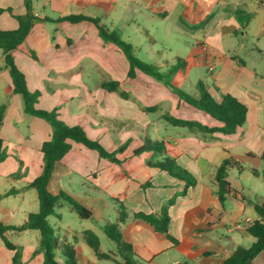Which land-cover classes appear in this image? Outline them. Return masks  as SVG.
Listing matches in <instances>:
<instances>
[{"label": "crops", "instance_id": "0c3cea01", "mask_svg": "<svg viewBox=\"0 0 264 264\" xmlns=\"http://www.w3.org/2000/svg\"><path fill=\"white\" fill-rule=\"evenodd\" d=\"M117 1L32 0L37 19L24 42L12 52L15 64L26 77L28 90L40 93L36 108L57 111L62 122L83 128L90 139L100 142L118 160L101 157L97 151L72 141L71 150L55 166L49 191L68 194L89 209L94 220L95 211L101 210V220L106 224L119 223L124 241L133 246L138 256L136 264H222L239 246L252 245L254 238L248 233V227L258 219L252 202L264 201V197L256 195L257 188L254 191L252 184L245 186L242 182L246 177L262 184L258 167L264 169L261 159L264 68L252 66L240 56V50L252 38L256 44L249 52L251 61L255 65L264 60V3L257 0H145L147 5L140 6L138 11L142 18L150 13L167 16L166 8L156 5L171 1L173 9L175 3L180 2L182 8L176 6L174 10L183 11L185 19L200 17L202 23L207 20L198 28L195 23L185 24L199 32L198 50L205 56L211 78L207 87L216 99H220L218 89L232 94L248 107L246 124L232 135H223L166 122L164 115L168 114L209 127L222 126L141 71L130 78L126 55L114 43L104 41L94 23L41 20L84 15L97 18L100 25L107 27L110 14L118 11ZM213 7L218 11L208 14V9ZM26 13L25 0H0V30L18 29L16 16ZM248 15L251 18L244 26ZM204 17L205 21L201 20ZM226 20L232 23L225 24ZM235 39H238L239 52H232ZM188 73L179 71L177 74ZM109 81L119 83L117 91L103 88L102 84ZM198 95L199 92L196 97ZM1 106H5L0 126L5 159L0 164V223L19 226L27 221L30 213L39 211L38 194L30 184L42 172L41 148L50 140L52 128L44 119L25 113L22 96L14 92L0 49ZM163 127L173 128V131L161 135ZM176 128L184 130L175 131ZM146 140L162 142L165 152L135 154ZM124 145L125 149L119 151ZM166 157L176 159L196 177V186L189 188L186 195H182L184 182L149 164ZM226 158H233L241 169H229L232 193L221 202L213 183L218 166ZM18 173L20 175L16 176ZM11 197L17 203L8 201ZM174 198L176 201L169 209L168 230L178 240L177 244L148 222L135 218L138 213L160 215L163 206ZM119 204L124 205L128 213L125 222H119ZM65 207L58 209L60 218L55 217L62 222L58 234L61 242L74 244L79 264H123L115 245L106 248L102 244L100 233L105 234L106 224L94 223L78 214L77 223L67 220ZM111 212L115 213L113 221L108 215ZM86 230L96 233L100 250L112 253L111 259L96 256L86 242ZM13 232L16 231H7L6 237ZM17 233L25 235L23 242H13L22 249L24 264H43L42 253L34 254L39 247V231ZM13 254L0 241V264H12ZM57 259L64 264L60 250ZM252 264H264V252Z\"/></svg>", "mask_w": 264, "mask_h": 264}, {"label": "trees", "instance_id": "16d2710c", "mask_svg": "<svg viewBox=\"0 0 264 264\" xmlns=\"http://www.w3.org/2000/svg\"><path fill=\"white\" fill-rule=\"evenodd\" d=\"M257 1L259 3H264V0ZM25 5L27 13L24 16H16L19 21V28L12 31L0 30V49L4 55L5 67L9 71L14 92L22 96L25 113L47 121L52 128V134L50 140L44 142L41 148L43 153L42 172L30 184V186L37 191L40 204L39 211L36 213H30L27 217V221L19 226L3 225L0 223V241L4 247L14 253L12 264H24L22 261V249L10 241L5 233L7 231L23 232L26 230H36L40 233V242L39 247L34 254L42 253L43 264H61L57 259L58 250L61 251L64 264H79L77 250L74 244L60 241L59 234L51 225L49 218H60L58 209L64 206L69 207L83 219L94 220V217L89 209L78 203L68 194L64 192L53 194L49 191L48 186L55 166L71 150L72 141L83 144L87 148L97 151L101 157L114 158L115 162H118V160L115 158V154L109 153L100 142L90 139L83 128L79 126L70 127L62 122L58 118L57 111H45L36 108L40 93L30 92L28 90L26 77L15 64L12 55V52L24 42L33 26L34 20L37 19L33 13L32 0H25ZM250 18L251 15H248L246 23H243L244 26L249 22ZM41 20L50 22L68 21L71 23L90 21L94 23L98 27L100 37L104 41L112 42L117 45L126 55L130 64L128 73L130 78H134L136 72L141 71L154 78L156 81L164 84L167 88L172 90L180 100L209 114L222 123V126L220 127H209L197 121L179 119L165 114V121L172 126L194 129L211 134L221 133L223 135H232L236 133L238 128H241L246 124L248 107L232 94L222 93L217 89L220 99H216L211 94L207 85L203 82H199L197 84L199 95L198 97H194L174 84L173 78L179 71L187 74L193 67L196 62L197 54L201 53L199 50L193 49L187 57L179 58L175 65L168 67L166 71H162L161 67L156 63H147L136 57L133 46L130 43L123 41L117 34L109 30L107 27L100 25L97 18L84 15H69L57 17L56 19L45 18ZM205 22H207V20ZM205 22L196 25L195 28L204 25ZM33 56L35 55L33 54ZM239 62L240 64H244L243 61ZM102 86L109 91H117L119 83L117 81H109L103 83ZM150 110H153V108ZM4 111L5 106H1L0 126L2 125ZM125 147V145L120 147L119 151L124 150ZM145 151L163 153L165 152V146L162 142L146 140L144 145L135 151V154L139 155ZM4 159V145L3 140L0 138V164ZM261 159L264 161V152L261 155ZM149 164L161 171H166L170 176L184 182L185 188L182 195H186L189 188L195 187L197 184L196 177L190 171L180 166L174 158L166 157L156 162H150ZM233 167L241 169L239 163L233 158H226L216 170L213 186L221 202H225L228 196L232 193V187L228 181V171ZM253 172L255 173V171ZM19 175L20 173L16 174V176ZM175 201L176 198L168 201L163 206L160 215L138 213L135 215V218L148 222L156 231L166 234L169 240L177 244L178 240L172 237L168 230L170 222L169 209ZM252 204L258 215V219L250 224L248 227V233L254 238V242L249 247L239 246L222 264H252L253 260L264 252V201L259 202L256 200L253 201ZM127 219L128 213L125 206L119 204V222H125ZM104 232L106 236L114 242L117 254L123 261V264H136L139 262L133 246L124 241L119 223H107L104 226ZM84 236L86 242L94 250L99 259L112 258V253H105L100 250V240L95 232L86 230L84 231Z\"/></svg>", "mask_w": 264, "mask_h": 264}, {"label": "rangeland", "instance_id": "374dc122", "mask_svg": "<svg viewBox=\"0 0 264 264\" xmlns=\"http://www.w3.org/2000/svg\"><path fill=\"white\" fill-rule=\"evenodd\" d=\"M118 7V11L116 13L112 12L110 17L107 19V27L117 34L123 41L130 43L133 46L134 54L136 57L147 63H156L161 65V70L166 71L167 66L172 64H176L178 58L187 57L191 51L194 49L198 50L199 46L197 42L200 40L197 30L189 29L185 24L200 25L199 19H185L183 11L179 13L174 10V7L182 8L181 3L176 2L173 9L171 6V1L162 5H156L157 8L163 6L166 8L167 16H144L143 18L139 15L138 11L142 5H147L145 0H118L116 3ZM183 10V9H182ZM218 9L213 7L208 9V14L217 12ZM198 15V13H197ZM120 16V19L116 17ZM199 16V15H198ZM198 18V17H197ZM205 21L204 19H201ZM114 22V24H112ZM200 22V23H198ZM225 24H231V20H226ZM235 51H238V39L236 40ZM256 41L252 38L248 39V42L245 43L244 48L240 50V56L248 61V63L252 66H256L257 68H264V60H259L258 62L253 64L249 57V52ZM174 84L188 93L191 96L196 97L198 92L197 84L199 82H203L204 84H209L211 82V78L209 73L206 70L205 64V56L200 53L197 54L196 58V66L193 67L188 75L177 74L173 78ZM184 130L181 128H176L175 131ZM173 128H162L161 135H167L169 132L171 133ZM196 131V130H195ZM210 135V134H203ZM263 168H264V162ZM259 174L261 177V183H253L252 180L244 177L242 182L245 186H250L252 184V188L255 191L257 188L256 195L264 197V169L262 167H258ZM253 198L254 195H252ZM8 201H12V203H17L14 197H11ZM66 219L74 220L77 223V217H79L75 212H71L67 207L64 208ZM101 210L95 211L96 220L94 223L98 221L102 225H105V220H101L102 216ZM111 217V221L115 216L114 212L108 213ZM49 221L51 225L55 228L57 233L60 232V226L62 227V222L57 220L55 217H50ZM90 223V222H88ZM24 234H19L17 232H13L9 234L8 238L12 242H23ZM101 241L104 247L111 246L114 248V242H112L105 234L100 233Z\"/></svg>", "mask_w": 264, "mask_h": 264}]
</instances>
